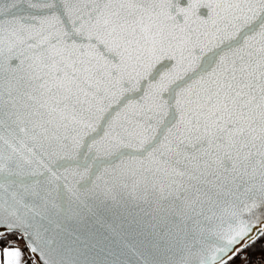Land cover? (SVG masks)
<instances>
[{
	"label": "snow or ice",
	"instance_id": "obj_1",
	"mask_svg": "<svg viewBox=\"0 0 264 264\" xmlns=\"http://www.w3.org/2000/svg\"><path fill=\"white\" fill-rule=\"evenodd\" d=\"M260 242L264 0H0L2 264L38 243L44 264H250Z\"/></svg>",
	"mask_w": 264,
	"mask_h": 264
},
{
	"label": "water",
	"instance_id": "obj_2",
	"mask_svg": "<svg viewBox=\"0 0 264 264\" xmlns=\"http://www.w3.org/2000/svg\"><path fill=\"white\" fill-rule=\"evenodd\" d=\"M122 224V218L120 217H107L105 221H101L100 223H93L92 225H90V227H92L95 230H99L101 232L105 231L106 228H108V226L110 225L113 228H119L120 225ZM128 242L129 243H135V237L133 234H129L128 237ZM44 247V245L42 243H38V251L36 253H31L29 251V253L31 254L33 261L35 264H44V259L41 258L40 255V251L39 248ZM73 254H69V256L67 257L68 259H71ZM48 259H59V257L55 256L54 254L52 256H48ZM82 259V258H81Z\"/></svg>",
	"mask_w": 264,
	"mask_h": 264
},
{
	"label": "trees",
	"instance_id": "obj_3",
	"mask_svg": "<svg viewBox=\"0 0 264 264\" xmlns=\"http://www.w3.org/2000/svg\"><path fill=\"white\" fill-rule=\"evenodd\" d=\"M250 264H264V242L258 243L255 250L250 252Z\"/></svg>",
	"mask_w": 264,
	"mask_h": 264
},
{
	"label": "crops",
	"instance_id": "obj_4",
	"mask_svg": "<svg viewBox=\"0 0 264 264\" xmlns=\"http://www.w3.org/2000/svg\"><path fill=\"white\" fill-rule=\"evenodd\" d=\"M20 247L23 249L25 246L23 245V244H20ZM25 258L26 259H28V261H29V264H32V263H30L31 261V258H30V255H29V252L26 250V256H25ZM2 261H3V257L2 256H0V264H2Z\"/></svg>",
	"mask_w": 264,
	"mask_h": 264
},
{
	"label": "rangeland",
	"instance_id": "obj_5",
	"mask_svg": "<svg viewBox=\"0 0 264 264\" xmlns=\"http://www.w3.org/2000/svg\"><path fill=\"white\" fill-rule=\"evenodd\" d=\"M28 252H29V251H28ZM29 255H30V258H31V260H30L31 262H30V263L35 264L34 261H33V258H32V256H31L30 253H29Z\"/></svg>",
	"mask_w": 264,
	"mask_h": 264
}]
</instances>
